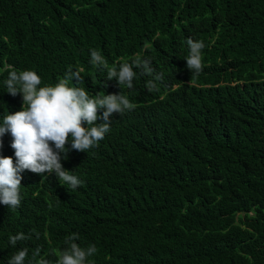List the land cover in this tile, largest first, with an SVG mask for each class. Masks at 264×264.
Returning a JSON list of instances; mask_svg holds the SVG:
<instances>
[{
    "label": "trees",
    "instance_id": "obj_1",
    "mask_svg": "<svg viewBox=\"0 0 264 264\" xmlns=\"http://www.w3.org/2000/svg\"><path fill=\"white\" fill-rule=\"evenodd\" d=\"M189 38L205 44L199 74ZM91 50L117 69L148 60L153 75L134 67L120 89ZM69 69L82 77L69 86L135 107L87 152L69 139L75 190L54 172L21 174L20 206L0 203V264L21 248L24 264H56L74 233L96 246L90 264H264V0H0V123L23 107L9 72L33 70L43 87ZM12 139L0 155L15 162ZM20 232L30 238L13 247Z\"/></svg>",
    "mask_w": 264,
    "mask_h": 264
},
{
    "label": "clouds",
    "instance_id": "obj_2",
    "mask_svg": "<svg viewBox=\"0 0 264 264\" xmlns=\"http://www.w3.org/2000/svg\"><path fill=\"white\" fill-rule=\"evenodd\" d=\"M187 44L190 51L185 58L186 66L191 73L199 74L203 70L202 49L205 44L192 38L187 40ZM90 63L102 71L106 70L107 79L115 78L120 89L122 86L129 89L133 87L136 76L134 67L142 69L143 74L153 75L148 60L122 62L117 69L109 67L96 50H91ZM81 79L79 70L69 69L55 85L38 87L42 81L35 71L9 72L5 81L7 92L12 96L22 93L23 99L22 109L6 114L0 123V138L5 133L11 134V147L16 158L14 162L11 156L0 155V203L9 209H16L21 204V174L25 170L41 175L54 172L60 181L75 190L82 181L65 170L61 163V153L64 158L68 155L69 139L71 149L87 152L98 146L110 131L113 113L123 115L134 109L135 105L124 95L108 94L92 98L84 88L69 86V81L79 83ZM154 79L160 80L162 77L156 74ZM146 87L153 91L156 84L149 80ZM101 109L102 114H98ZM29 238L20 232L10 236L9 243L15 247L18 242ZM78 238V234H71L64 241L66 248L54 250L56 264H90L88 257L94 255L97 248L94 244L87 248L81 247L75 242ZM27 256V248H21L9 259L8 264H24ZM40 264H47V261L41 260Z\"/></svg>",
    "mask_w": 264,
    "mask_h": 264
}]
</instances>
